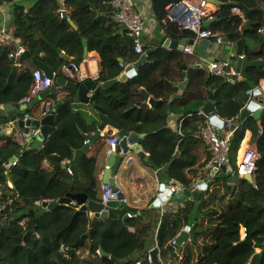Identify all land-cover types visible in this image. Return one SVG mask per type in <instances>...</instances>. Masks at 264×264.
Wrapping results in <instances>:
<instances>
[{
    "label": "trees",
    "instance_id": "trees-1",
    "mask_svg": "<svg viewBox=\"0 0 264 264\" xmlns=\"http://www.w3.org/2000/svg\"><path fill=\"white\" fill-rule=\"evenodd\" d=\"M107 1L66 0L68 18L58 13L60 4L57 0H41L29 10L16 6L15 35L33 55L50 64L58 75L61 65L68 60L48 42L57 45L66 55L82 61V39L86 37L89 50L97 51L102 59L101 80L118 78L123 68L120 63H136L140 56L134 50L133 39L120 32L112 6L109 5L108 17L99 15L101 2ZM236 1L250 8L259 7L255 0H232L214 15L220 21L218 19V22L205 26L214 33L221 31L237 42L238 53L245 57L246 66L238 67L244 75L242 81L231 82L205 69H195L185 91L177 95L178 88L170 80L182 77L185 54L178 49L160 48L139 67L134 77L117 82L108 89L113 97L103 94L98 97V104L123 129L146 133L142 144L149 154L151 167L162 170L160 181H179L191 189L200 169L209 162L211 153L196 137L205 118L200 110L208 100L209 91L215 92V113L222 117L240 118L249 99L248 91L263 77L261 72H251L255 69L250 66L252 58L242 53L247 51L249 39L241 35V18L232 14V2ZM152 2L156 16L161 21L167 20L168 0ZM166 29L168 36L174 39L189 31L172 21L167 22ZM259 29L255 27L251 31L257 41ZM11 50L9 45H0V105L12 103L18 106L33 83L32 67H16L12 73ZM33 68L37 67L33 65ZM141 87L161 100L155 109L143 104ZM172 96L174 98L170 101ZM51 99L54 102L59 100L57 95ZM172 112L184 117L181 135L168 127ZM86 117L84 113L76 112L71 104L64 105L57 112L54 127L57 133L53 132L45 141L44 148L38 151L29 145L21 146L12 134L0 139V153L17 160L16 165L10 168L8 162L0 164V204L5 207L0 211V264H137L141 260L147 262L146 254L156 246L164 259L172 264H248L256 253V247L241 244L244 226L255 245L263 246L261 264H264V114L260 124L254 117L241 121L243 125L232 139L230 154L235 171L214 180L199 199H178L176 208L169 210L164 207L161 216L155 211L157 216L152 215L149 225L145 224V215L127 217V213H135L128 204L111 207L109 217L102 220L91 218L89 211L80 210L74 203L60 204L48 210L37 202L57 201L69 193L78 192L98 199L96 157L83 155L79 159L82 181L77 180L75 184H72L74 176L68 168H54L68 159L72 160L74 148L83 147L85 143L83 133H92L97 128L98 121L88 124ZM8 120L0 116V129ZM260 127L263 129L258 142L261 159L252 183L237 175L236 153L245 131L253 130L256 138ZM111 133L108 132L107 136ZM193 149H202L205 159L202 152L199 157L194 155ZM45 161L50 166H46ZM9 169L10 177L7 178ZM230 181H235V185ZM237 189L240 191L236 195ZM30 210L34 211V218L29 214ZM24 219L27 221L22 224ZM157 222H160V228L156 231ZM189 225H192L190 239L182 245L174 244L178 233ZM128 226H136L135 231H130ZM101 247L109 256L101 255Z\"/></svg>",
    "mask_w": 264,
    "mask_h": 264
},
{
    "label": "crops",
    "instance_id": "crops-1",
    "mask_svg": "<svg viewBox=\"0 0 264 264\" xmlns=\"http://www.w3.org/2000/svg\"><path fill=\"white\" fill-rule=\"evenodd\" d=\"M39 1H41V0H8V1H4V2L0 1V21H1L2 25L4 27H7L8 29H10L12 34L15 35V24H14V9H15V7L20 5V6H24L25 10H29V9H32L33 7H35ZM57 1L60 4V8L58 11L61 10V12H62L61 16L68 18L67 12H65L66 0H57ZM135 1H136L137 9L139 11L143 12L146 16V22H147L146 23V30H145V33L143 35V42H144V46L146 47L145 49L146 50L156 49L154 51V52H156L160 48H164L163 43H164L165 39L171 38L170 36H168V32L166 29L167 28V22L172 21L175 24H178L177 21L173 20L170 15H168V18L166 21H161L156 16L154 6H153V2H152L153 0H135ZM190 1H197V0H190ZM215 1H217V2H215ZM215 1L209 0L208 12L210 13V16H212L213 18L209 16L206 18L205 22L212 18L213 21L210 24H213L218 19H219L218 21L221 20L218 17L215 18L214 15L221 10L222 6H225L226 4H228L232 0H215ZM255 1L258 3L259 7L258 8L254 7L255 11L252 13V19L260 22V24L256 27H260L259 30H262L264 27V13H262V11H260L259 9L260 8L264 9V0H255ZM101 3H102V8H101L102 11H98V13H99V15H102V17H108L107 11L109 10L108 8L110 7L109 5H111V3L109 0L107 2H101ZM234 3H241V2H237V1L232 2V4L234 5L233 8L235 6H238ZM168 4L170 5L169 1H168ZM169 5H168V7H169ZM233 8H231L232 14H235L236 16H239L241 18V25H240L241 35H243L244 38L249 39L247 41L248 49H247V51H243L242 53L250 56L252 58L251 61H253L255 59H264V45H262L263 43H260L259 41H257L254 38L253 33L251 34L250 30H248V31H242L241 30V27L245 21L244 13H243L242 9H241L242 13H238V12L235 13L233 11ZM166 9H168V8L166 7ZM168 12H169V10H168ZM74 27L76 28L77 26L74 25ZM118 27H120V32L125 34L123 26L118 25ZM194 37H195V34L191 31H188V33L182 35L181 38H178V39L171 38V39L182 41L184 39L191 40V39H194ZM17 38L20 39L19 37H17ZM84 38H86V37H84ZM225 38H228V41H225ZM82 42H83V40H82ZM193 42H194V40H193ZM228 43H229V46H228ZM193 44L194 45H193V52L192 53L184 52L185 61L183 62V65L181 67V73H180V75L182 77H179L178 80H170V82L172 81L171 83L175 87L178 88V91H177L178 94L176 93L177 95H181L185 91L187 84L189 82V79L192 76L195 69H205L209 72L208 65L211 61H215V60H228L230 63V68L235 69V71H237L241 74L240 78H233L235 80V82H239V81H242L244 79V75L240 72L238 67L244 68V66H246L245 62H244L245 57L242 58L241 57L242 54L238 53L239 51L237 50V42L234 41L232 38H229L227 35H224L221 31H217V32H215L214 36H212L211 38L199 39V40H196ZM0 45H2V46L9 45V46H11L12 49L14 48L13 42H6V44H0ZM231 45H235V48H232ZM83 47H84V44H83ZM61 51L66 54L65 51H63V50H61ZM154 52H152L150 55H152ZM84 53H85V49H84ZM42 55H43V53H40V56H42ZM59 55L62 56L61 54H59ZM33 57H36V56L33 55ZM69 57H71V56H69ZM72 58H74V57H71V59ZM149 58H150V56H149ZM149 58H148V60H149ZM138 61H139V59H138ZM20 62L22 64L21 65L22 67L26 66V67H32L31 70L34 69L33 68L34 64H33L32 59H30V58H26L25 60L20 59ZM79 62H80L81 67L84 70H88L92 73H98V72L101 73L102 72V69H103L102 59H101V57L97 51H94V50L90 51L88 49L86 56H84L83 60L79 61ZM136 63L127 61L124 64L125 65L127 64L129 66V65H135ZM197 64L201 65V68L194 67ZM48 65L51 67L50 64H48ZM128 66L126 68L125 67L122 68V72L119 76V77H123V74L126 75V77L124 76V78L121 80L123 82L128 81L132 77H134V75H136V73H137V70L139 69V68L134 67L133 70H129ZM184 66H186L187 68H192L189 75L187 73L184 74V71H187L184 69ZM16 67H20V66H16ZM251 67L255 68L254 70L251 71L253 74L257 73V71L262 73V71L260 69H258L257 67H255V66H251ZM174 73L176 74V71H174ZM58 76L64 77L68 80L76 81L74 79H71V78L64 76L62 74L61 70H60L59 75L57 73V77ZM226 79H229V78H226ZM263 80H264V74H263V77L260 79L259 84L255 85L251 89L263 84ZM121 81H119V82H121ZM55 83H56V80H55ZM142 88L143 87H141L139 90H141ZM56 89L58 90L57 86H56ZM73 93H74V91H72L70 89H63L62 88V90L56 92L55 95H57V99L61 100L66 96L73 95ZM149 95L151 97H153L151 94H149ZM256 97L258 98V101H253L254 103H252V110H253L252 112L262 108V102H263L262 95L256 96ZM173 98H174V96L171 97L170 101ZM208 98H209V96H208ZM253 98H252V100H253ZM252 100L248 99L247 104L250 103L249 101H252ZM47 101H50L52 103L51 113L52 112L56 113V119H57V112L58 111H56V112L53 111V107H54L56 101L55 102L52 101L51 98H47L45 101L41 102V104L39 106L38 105L35 106L30 111L21 110V107L24 106L23 103H20L18 106L14 105V104L13 105L18 108V112H22V113L26 114V116H29L32 118H39V117L44 115L43 112L45 111V104L47 103ZM247 104H246V106H247ZM71 105L76 112L80 111V112L84 113L85 115H87L86 118H88V124H91L92 122L98 121L97 122L98 123L97 128L101 124V122H102L101 121V119H102L101 114L98 113L93 108V106L91 104L90 105H81V104L73 103ZM2 106L3 105H0V107H2ZM146 106H147V108L152 109V108H150V105L147 104ZM200 112H202V111L200 110ZM263 114H264V111L261 114V117ZM5 117L8 118V116H5ZM250 117H252V116H247L243 120L241 118H238L236 120L235 124H238V128H239L243 125L242 122L245 121L247 118H250ZM261 117L259 119H257L258 124L261 123ZM223 118H231V117H223ZM232 118H235V117H232ZM8 119L9 120L5 124V127H4V132L0 131L2 134L5 133V135H9V134H11L12 131H14V129L20 128L17 126V124H15L14 121H12L10 118H8ZM183 119H184V117L180 113L172 112L169 116V119H168L169 129H172L173 131H176L181 135L180 131H181ZM55 125H56V120H55ZM54 127H53L52 133L54 132ZM97 128H95V130L92 133H88V134H85L84 130L81 128H79V130L82 133L84 132L83 135L85 137V135H90V136L94 135ZM38 129H40V127H38ZM110 131H112V133H113L116 131V129H114L111 126H106L102 130L100 137H95L93 140L90 141V143H91L90 149L87 152L82 153L80 156V158L83 155H87L88 157H92V156L96 157V174H95V176H96V189H97V193H98L97 194L98 199H101V196H102V185L104 183L106 165L108 164V159H109L108 146L105 142V137L107 136V133ZM52 133H51V135H52ZM55 133H57V132L55 131L54 134ZM139 134H145L146 135V133H139ZM108 135H110V134H108ZM253 136H254L253 130L247 129L245 131L244 138H243L242 142L240 143L239 148H238L237 153H236V164H237L238 155L241 154L244 147L249 146L252 143V141L255 139ZM145 137H143L141 139L140 144L131 145V150H132L131 162L130 163H125V161L122 162L121 166L119 167V169L116 173L115 182L122 189L124 195L127 197L128 205L130 207H132L133 209H135L136 216L145 215L146 216V217H144L145 224L149 225L150 224V218L155 213V211L157 214L160 212V216H161V213L163 214L164 207L169 209V210H170V208H176L178 202H177V200L170 199L168 202H166L164 204V206L158 205L157 194H158L159 185L161 187H163L162 185L167 186L171 182H173L174 180H170L168 182L160 181L159 175L162 173V170L161 169H154L149 164V162H148V155L149 154L142 144V140ZM49 139H47V140H49ZM85 140H86V138H85ZM30 148H32L36 151H38L39 149H42V148L37 149V148H34L33 146H30ZM82 148L83 147L74 148V150L72 151V158L73 159L72 160L68 159V160L64 161L63 164H66L68 166L69 172H71L69 169V166H71L73 163H75L74 160H75L77 151L82 149ZM201 152H202V149H201V151L200 150L196 151L195 149H193V154L197 155V157H199L200 154L203 153V152L202 153ZM205 156L206 155H204V153H203V159H205ZM45 164H46V166H50V164L47 161H45ZM205 167L200 169L198 176L195 178V179L198 178L200 180V182H202V188L198 189L200 191V197L209 188L210 184L214 180H217L218 178L223 177V176H227L230 172L235 171V169H233V167L231 165V157H230V162L227 165V170L223 173L222 172L219 174L211 173L208 169H205ZM78 171H79V175H80L79 167H78ZM252 178H253V175H252ZM80 179H81V177H80ZM78 181H82V179L78 180ZM72 184H75V183L72 182ZM230 184L235 185V181H230ZM9 186L10 187L13 186V184L10 181H9ZM239 191L240 190L237 189L236 195H237V193H239ZM180 199H183V198H180ZM40 201H43V200H37V202H39V203H40ZM67 204H69V203H67ZM89 214H90V212H89ZM156 216L157 215L154 214V217H156ZM196 218L198 219V217H196ZM157 223H158V225H157L156 231H157V229L160 228V222H157ZM191 227H192V225L184 227L178 233L176 239L178 238V236L183 231L186 230L189 233V236L187 238V240H189L191 237ZM128 229L130 231H135L136 226H128ZM154 236H155V234H154ZM242 238H244L243 227H242ZM185 242H183V243H185ZM182 244H180V245H182ZM154 248H158V253L161 254L158 246L150 249L148 251V254H150V252ZM262 248H263V246H262ZM262 248L261 249L255 248L256 253H258V252L261 253ZM158 253H157V255H158ZM148 254H146V256ZM161 256H162V254H161ZM162 258H163V261H165L167 264H172L170 262V260L166 261V259H164L163 256H162ZM142 263L154 264V263L143 262V261H142Z\"/></svg>",
    "mask_w": 264,
    "mask_h": 264
},
{
    "label": "built area",
    "instance_id": "built-area-1",
    "mask_svg": "<svg viewBox=\"0 0 264 264\" xmlns=\"http://www.w3.org/2000/svg\"><path fill=\"white\" fill-rule=\"evenodd\" d=\"M114 13V20L124 28V33L131 37L134 41V50L141 56L146 52L143 35L146 30V16L143 12L137 9L135 0H109ZM209 0H180L178 3L169 5V15L178 25L184 29H187L195 34L194 42L199 39H208L214 36V32L205 26V20L210 16L208 12ZM233 11L236 13H242L241 8L235 6ZM61 14V10L58 11ZM212 17V16H210ZM213 18V17H212ZM211 18V19H212ZM166 21V20H164ZM260 32L262 30H259ZM6 42H13L14 48L10 51L9 57L13 60L15 66H21L20 58L21 56L28 51V46L24 44L20 39L12 34L11 30L7 27H4L0 21V44H6ZM193 45L187 43L184 45L183 52L192 53ZM243 58L244 55H241ZM122 67H127L128 65L123 62L120 63ZM61 72L64 76L74 79L78 82H83L86 80H93L98 83H103L101 80V73H92L88 70H84L80 64L73 60H68L67 62L61 65ZM208 70L211 74L225 77V78H240L241 74L235 69L230 68V63L228 60H215L211 61L208 65ZM128 72V71H127ZM33 83L28 94L21 100L23 104H29L32 99L39 95L42 91L50 89L55 86V78L57 77V72L53 70V76L45 75L44 72L39 68L32 69ZM249 99L252 100L255 96L262 95L264 107V80L263 84L251 89L248 91ZM251 102V101H249ZM249 104V103H248ZM247 104V105H248ZM52 103L47 101L45 104L44 115L51 113ZM205 116L204 121L202 122L196 137L202 140L207 146L209 152L211 153V158L207 163L205 169H208L211 173H221V167L227 165L230 162V154L232 150V139L238 129V124L236 120L239 117L235 118H223L217 113L211 115H206L203 112H200ZM4 127H1L0 131L4 132ZM7 129V128H6ZM40 129L32 128L26 126L24 128H16L11 132L14 140L19 143L21 146L29 145L30 139L35 136ZM181 132V131H180ZM263 133V129L260 127L258 136L252 141V143L244 147L241 154L237 158V175L243 177L246 174L253 175L257 169V165L261 159V153L258 149L259 138ZM103 134V133H102ZM51 134L46 137V140L49 139ZM122 137L119 135L116 130L111 135L105 137V142L108 146V153L114 155H122L124 157L125 163L131 162V145L127 141L129 146L127 151H124L120 147V142ZM90 138L85 140V143H89ZM45 143V142H44ZM44 147V144L41 148ZM17 160L11 162V165H16ZM111 168V165L107 164L106 169ZM159 185L157 202L159 206H164L166 202L170 200L173 195L178 194L184 189V186L176 184L174 181L169 185L165 186ZM116 187V188H115ZM202 188V182L197 178L193 181L192 188L190 190H198ZM123 195V197L121 196ZM118 200L120 204H128V199L124 195L122 189L116 184L112 185L109 180L103 183L102 185V196L101 202L104 204V210L110 212L107 202ZM43 201H40L42 203ZM4 205L0 204V211L4 210ZM127 217H136L135 213H127ZM27 219L21 221L22 224H25ZM131 229V228H130ZM244 236H245V228ZM173 243H177V239L173 240ZM151 254V252H150ZM146 256V260L149 263H154V258L152 254ZM157 260L163 262V258L160 253L157 255ZM142 261H139L137 264H141Z\"/></svg>",
    "mask_w": 264,
    "mask_h": 264
},
{
    "label": "water",
    "instance_id": "water-1",
    "mask_svg": "<svg viewBox=\"0 0 264 264\" xmlns=\"http://www.w3.org/2000/svg\"><path fill=\"white\" fill-rule=\"evenodd\" d=\"M170 5L178 3L180 0H168ZM215 1V0H213ZM217 2V1H215ZM236 5H238L243 13H244V23L241 27L242 31H254L255 27L258 26L260 24L259 21H255L252 19V13L255 11L254 8H250L248 6H246L243 3H234ZM260 11H262V13H264V9H259ZM213 20L210 19L208 21L205 22V25H209ZM83 44H84V49H85V53L84 56H86L87 51H88V44L89 41L86 38H83ZM225 41H228V38H225ZM258 41L260 43L264 44V27L262 29V31L258 34ZM187 43L189 44H193V39L191 40H173L171 38H166L164 43H163V47L173 50V49H178V50H183L184 45H186ZM49 44V43H48ZM51 46V48H53L57 53L61 54L66 60H73L75 62H77L78 64H80L78 59L69 57L68 55H66L65 53H63L58 46L53 45V44H49ZM229 46V43H228ZM232 48H235V45H231ZM156 49H149L146 50V52L144 54H142L139 57V61L135 64V65H129L128 68L129 70H133L134 67L135 68H139L142 64H144L146 61H148V58L150 56V54L152 52H154ZM26 58H30L33 61V64L41 69L45 75H49V76H53V69L47 64L45 63L43 60L38 59L36 57H33L32 53L30 51H27L26 53H24L21 56V60H25ZM250 66H255L258 69H260L262 71V73L264 74V59H255L253 61L250 62ZM194 67L197 68H201V65L197 64ZM127 68V69H128ZM184 69L187 71H184V74H190L192 68H187L186 66H184ZM16 70V66H14L13 68V72H15ZM124 76L126 77V75L123 74V77H119V78H114V79H110L107 80L103 83H98L96 81L93 80H86L83 82H77V81H72V80H68L64 77H56V83L54 87H51L50 89H47L45 91H42L41 93H39L38 96L34 97L32 99V101L29 104H24L23 107H21V110L23 111H30L32 108H34L35 106H39L41 104V102L45 101L47 98H52L56 92L61 91L62 88L63 89H70L72 91H74L73 95L70 96H66L63 99L57 101L53 107V111H59L64 105L66 104H73V103H77V104H81V105H92L93 108L101 114V124L98 126V128L96 129V132L94 135L90 136V135H85L86 139L90 138V141L93 140L95 137H100V134L102 132V130L106 127V126H111L114 129H116L119 133V135L122 137V140L120 142V148H122L124 151H127L129 146L127 145V141L130 145H134V144H140L141 139L143 137H145V134H139L137 132H131L128 130L123 129L120 125H118L117 123H115L108 115H107V111L106 109L101 106L100 104H98L97 100L99 95L103 94V95H108L110 97H113L112 93L108 92V89L110 87H112L115 83L121 81ZM231 82H235V80L232 77H229L228 79ZM56 86L58 88V90L56 89ZM141 93L144 96V101L143 104L144 105H150V108L155 109L157 104L161 101L158 99H155L154 97H151L149 95V93L142 88ZM208 100L206 101V103L203 105V107L201 108V111L206 114V115H211L214 113V104H215V92L214 91H209L208 93ZM253 101H258V98L255 96L253 98V100L247 105L245 106V108L242 110L240 118L243 120L245 119L247 116H252L255 119H259L261 117V114L264 111V107L252 112V103H254ZM263 104V102H262ZM28 115V114H27ZM0 116H8V118H10L12 121L15 122V124H17L18 127L20 128H24L26 126L32 127V128H38L40 127V131L33 136L30 141H29V146H33L34 148H41V146L44 144V142L46 141V137L52 133L53 131V127L55 126V120H56V113H49L47 115H43L39 118H32L29 116H26V114L22 113V112H18V108L16 106H14L12 103H7L4 104L2 107H0ZM5 135V133H3L1 135L0 138H2ZM10 135V134H9ZM91 147V143H85L83 145V148L77 151L75 160L71 166H69V169L71 171V173L74 176L73 179V183H75L76 180H81L80 179V175H79V171H78V161L80 159V156L82 153L87 152ZM14 160H16L15 157L12 158H7L5 156L2 155V153H0V164L3 162H8V167H11V162H13ZM124 161V157L120 154L118 155H114V154H110L109 155V159H108V164L111 165V168L106 169L105 171V178H104V182H106L107 180H109L111 182L112 185H115V176L116 173L119 169V167L121 166L122 162ZM55 170H58L60 168H68V166L66 164H63L61 166H55L54 167ZM227 170V167L225 165H223L221 167V172H225ZM7 178H9L10 176V169L7 171L6 173ZM246 179H248L249 181H251L252 183H254L252 175L250 174H246L244 176ZM176 184H179L181 186H184L183 184L179 183L178 181H174ZM116 188V187H115ZM123 197V195H121ZM180 198H200V191L199 190H190L187 187L184 186V189L182 191H180L178 194L173 195L170 199L172 200H178ZM75 203L76 205H78L80 207V210H86L90 212V216L91 218H100L102 220L106 219L109 217V212L104 210V204L100 201V199H91L89 198V196L86 193L83 192H78V193H69L67 194L65 197H62L60 199H58L57 201H43L41 204L44 208H47L48 210H53L55 207H57L60 204H67V203ZM121 204L118 200L115 201H109L107 202V206L109 207H119ZM9 208V206H7L6 210ZM5 210V209H4ZM29 214L31 215L32 218H34L35 213L33 210L29 211ZM245 230V236L244 238H242L241 240V244H248L251 246H255L256 248H262V245H255L254 240L252 239L249 231L247 230L246 226H244ZM189 236L188 231H183L177 238V242L179 244H182L183 242H185L187 240ZM100 253L102 256H109L108 253H106L104 251V249L101 247L100 248ZM157 253H158V248H154L151 251V254L154 258L155 263H158L157 260ZM263 259V254L262 253H255L252 257V259L250 260V262L248 264H261Z\"/></svg>",
    "mask_w": 264,
    "mask_h": 264
},
{
    "label": "clouds",
    "instance_id": "clouds-1",
    "mask_svg": "<svg viewBox=\"0 0 264 264\" xmlns=\"http://www.w3.org/2000/svg\"><path fill=\"white\" fill-rule=\"evenodd\" d=\"M260 32V31H259ZM85 144V143H84ZM100 201H101V199H100ZM154 264H167L165 261H163V262H160V261H158V263H155V261H154Z\"/></svg>",
    "mask_w": 264,
    "mask_h": 264
},
{
    "label": "rangeland",
    "instance_id": "rangeland-1",
    "mask_svg": "<svg viewBox=\"0 0 264 264\" xmlns=\"http://www.w3.org/2000/svg\"><path fill=\"white\" fill-rule=\"evenodd\" d=\"M49 44H50V42H48ZM28 51H29V49H28ZM86 257V256H85Z\"/></svg>",
    "mask_w": 264,
    "mask_h": 264
}]
</instances>
